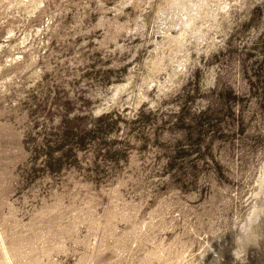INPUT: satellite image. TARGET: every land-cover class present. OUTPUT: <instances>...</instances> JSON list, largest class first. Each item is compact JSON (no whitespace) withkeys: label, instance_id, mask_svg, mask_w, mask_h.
Returning <instances> with one entry per match:
<instances>
[{"label":"rangeland","instance_id":"374dc122","mask_svg":"<svg viewBox=\"0 0 264 264\" xmlns=\"http://www.w3.org/2000/svg\"><path fill=\"white\" fill-rule=\"evenodd\" d=\"M0 264H264V0H0Z\"/></svg>","mask_w":264,"mask_h":264}]
</instances>
